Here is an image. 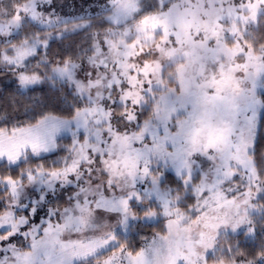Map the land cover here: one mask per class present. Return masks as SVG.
Segmentation results:
<instances>
[{
  "label": "snow or ice",
  "instance_id": "snow-or-ice-1",
  "mask_svg": "<svg viewBox=\"0 0 264 264\" xmlns=\"http://www.w3.org/2000/svg\"><path fill=\"white\" fill-rule=\"evenodd\" d=\"M0 78V264H264V0H0ZM41 84L67 115L15 105ZM158 216L138 249L116 235Z\"/></svg>",
  "mask_w": 264,
  "mask_h": 264
},
{
  "label": "trees",
  "instance_id": "trees-1",
  "mask_svg": "<svg viewBox=\"0 0 264 264\" xmlns=\"http://www.w3.org/2000/svg\"><path fill=\"white\" fill-rule=\"evenodd\" d=\"M96 2V0L94 1ZM81 40L80 35H75L71 37L69 40L64 42V45L78 43ZM60 42H57L53 45L52 51H62L64 48ZM15 84L11 79H2L0 78V109H8L11 110L13 105V93L15 92ZM28 97H32L33 99H29ZM28 97L25 96H17L15 100V105L19 108H23L24 105L36 103L42 110H48L55 112L61 115H67L69 112L68 104L62 99L59 93L51 89L47 84H41L37 86L32 92L28 94ZM70 143V139L59 140L60 145L62 143ZM256 150L259 154L260 152H264V113L262 114L260 120V128L256 139ZM60 151L56 152V154H52L46 157H43L48 163L52 161H56L60 155H58ZM65 153V152H64ZM3 170L0 169V172ZM167 180L170 182L171 188H176L179 185V181L175 178V176L168 174ZM264 198V193L261 196ZM138 212H143V210H139L138 208H134ZM164 226V221L161 220L157 224L154 225H135L132 226V232L125 239L134 247L139 248L142 244L141 237H148L153 234L154 231H158L162 229ZM139 229V230H138ZM137 230V231H136ZM259 236V232H258ZM119 237H125L123 234H119ZM231 240H235L239 247L246 252H254L258 247V239H254L251 236H246L245 233L241 234L237 237L230 236Z\"/></svg>",
  "mask_w": 264,
  "mask_h": 264
},
{
  "label": "rangeland",
  "instance_id": "rangeland-1",
  "mask_svg": "<svg viewBox=\"0 0 264 264\" xmlns=\"http://www.w3.org/2000/svg\"><path fill=\"white\" fill-rule=\"evenodd\" d=\"M94 1L95 0H55V3L58 6V9L61 10L63 14L72 15V14L79 13V12L83 11L84 9H88V8H92L93 10H95V4H96L97 0H96V2H94ZM260 95H261V97H264V90H261ZM262 114L260 116V120H261ZM258 132L256 133V137H255L256 139H257ZM58 139L59 140L70 139V143H71V135L70 134L61 133L59 135ZM70 143L63 142L61 147L55 149L53 152L45 154L44 157L52 155V154H56V152H58V151H60V153H58V155H60V156L64 155L65 154L64 153L65 152L64 146H66ZM168 174L175 176V178L179 181V178L176 176L175 171L173 169L169 168V169L164 171L163 176L161 178V185L162 186L171 187L169 180H167ZM30 191H32V190H30ZM38 194L39 193H37V195ZM262 195H263V193L261 194V196ZM62 196H63L62 193H59L58 195L49 194L48 204H55L57 202H62ZM144 207H145L144 205H140V204L133 202V208H138L139 210H144ZM46 210H47L46 206L42 207L40 209V215H43ZM38 218L39 217H37V219ZM161 220H163V218L159 217V216L154 217V218H143V219L130 220L129 224H128L127 231H125V229L122 226H118L115 230L116 235L119 237V234H123L125 236L124 238H126L132 232V228H131L132 226H135L138 224H140V225H154V224H157ZM221 231L223 232V230H221ZM245 232H246V227L241 226L239 229H237L235 231V233H233L232 230L229 228L227 230L226 234L228 237H230V236L237 237L241 234H244Z\"/></svg>",
  "mask_w": 264,
  "mask_h": 264
}]
</instances>
